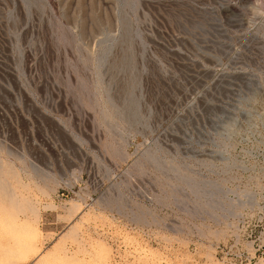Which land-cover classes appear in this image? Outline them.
Instances as JSON below:
<instances>
[{
  "label": "rangeland",
  "instance_id": "rangeland-1",
  "mask_svg": "<svg viewBox=\"0 0 264 264\" xmlns=\"http://www.w3.org/2000/svg\"><path fill=\"white\" fill-rule=\"evenodd\" d=\"M105 227L264 264V0H0V263L116 264Z\"/></svg>",
  "mask_w": 264,
  "mask_h": 264
},
{
  "label": "built area",
  "instance_id": "built-area-1",
  "mask_svg": "<svg viewBox=\"0 0 264 264\" xmlns=\"http://www.w3.org/2000/svg\"><path fill=\"white\" fill-rule=\"evenodd\" d=\"M85 205L87 207L90 206V204L87 203ZM116 230L118 236L114 228L105 227V229H101L102 237L112 249L114 262L116 264H133L140 255H149L148 252L150 249L146 245H137L134 243L131 236L127 237L126 233H123L126 231Z\"/></svg>",
  "mask_w": 264,
  "mask_h": 264
},
{
  "label": "bare ground",
  "instance_id": "bare-ground-1",
  "mask_svg": "<svg viewBox=\"0 0 264 264\" xmlns=\"http://www.w3.org/2000/svg\"><path fill=\"white\" fill-rule=\"evenodd\" d=\"M1 264V263H0Z\"/></svg>",
  "mask_w": 264,
  "mask_h": 264
}]
</instances>
